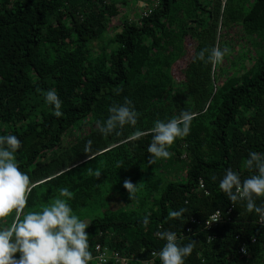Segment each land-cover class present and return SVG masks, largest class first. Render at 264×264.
I'll list each match as a JSON object with an SVG mask.
<instances>
[{
	"label": "trees",
	"instance_id": "obj_1",
	"mask_svg": "<svg viewBox=\"0 0 264 264\" xmlns=\"http://www.w3.org/2000/svg\"><path fill=\"white\" fill-rule=\"evenodd\" d=\"M123 6L0 0V135L22 142L18 165L34 185L24 211L42 210L68 188L73 211L90 224V264H98V245L127 264H160L162 231L178 234L182 245L196 242L185 264H264V224L218 187L228 168L249 176V151L264 152V0H159L132 22ZM213 46L229 49L221 65L193 62ZM236 47L249 63L233 56ZM177 61L186 62L180 79L173 74ZM49 89L62 101L61 117L45 102ZM126 99L140 114L135 128L100 134L96 122ZM181 111L194 116L189 135L169 147V158L148 164L154 122ZM136 129L145 135L133 140ZM125 181L136 185L131 197ZM180 208L184 217L171 218ZM217 211L231 221L206 230Z\"/></svg>",
	"mask_w": 264,
	"mask_h": 264
},
{
	"label": "clouds",
	"instance_id": "obj_2",
	"mask_svg": "<svg viewBox=\"0 0 264 264\" xmlns=\"http://www.w3.org/2000/svg\"><path fill=\"white\" fill-rule=\"evenodd\" d=\"M228 54L226 47L204 48L196 54L193 62L200 61L215 68ZM44 99L56 117L63 115L62 101L54 89H49ZM108 112L105 120L96 122L99 133L104 136L119 135L125 126L135 128L140 115L127 99L123 104L111 106ZM193 119L192 113L181 111L166 121L156 120L150 129L152 140L147 149L150 154L148 164L169 158V147L177 139L189 135ZM144 135V131L136 129L130 138L138 140ZM21 143L15 135H0V225L11 217L10 223L0 227V264H90L93 255L86 233L90 224L73 211L69 201L74 194L68 188H61L59 196L50 198L42 210L24 211L34 185L18 165ZM91 143H86L85 153L91 151ZM245 168L251 174L244 179L239 172L226 169L218 187L233 205L242 203L248 213L264 222V152L249 151ZM123 186L131 197L136 185L125 181ZM186 212V208H180L169 215L182 219ZM148 222L146 216L143 223L147 225ZM158 236L166 242L158 253L160 264H185L196 242L182 245L173 231H162Z\"/></svg>",
	"mask_w": 264,
	"mask_h": 264
},
{
	"label": "built area",
	"instance_id": "obj_3",
	"mask_svg": "<svg viewBox=\"0 0 264 264\" xmlns=\"http://www.w3.org/2000/svg\"><path fill=\"white\" fill-rule=\"evenodd\" d=\"M225 0H223V4H224ZM151 3V7L145 9L140 15V17H145L148 14L152 13L155 9H157L159 7V0H150ZM131 21V20H130ZM200 189H205L204 183L202 181H200ZM206 193H208L206 191ZM232 211V208H230V210L227 212V214H229ZM231 221V217L230 216H226L224 215L221 211H217L214 214H212L204 223V228L206 230H211L214 227H217L221 224L224 223H228ZM258 222L260 224H264V222H260L258 219ZM191 224H197V225H201V222L196 220V219H191ZM192 227L190 226L189 228L186 229V232H192ZM179 236L184 237L185 236V232H181L179 234ZM177 238L178 234H177ZM213 237H209V240H212ZM253 242H255V239H253ZM96 250V254H95V259L97 260L98 264H102L107 262L108 259L112 258L115 262H118L120 264H127L129 259L126 258L125 256H122L119 252H110L108 251L107 248H102L101 246H96L95 248ZM241 253H246V248L245 246H242L240 249ZM154 254V253H153Z\"/></svg>",
	"mask_w": 264,
	"mask_h": 264
},
{
	"label": "rangeland",
	"instance_id": "obj_4",
	"mask_svg": "<svg viewBox=\"0 0 264 264\" xmlns=\"http://www.w3.org/2000/svg\"><path fill=\"white\" fill-rule=\"evenodd\" d=\"M122 1V5H128V6H123L122 11L125 12L127 18L129 20L135 21L136 19H138L140 17L141 14H143L142 12L151 7V3L150 0H119ZM116 25V24H115ZM119 25V24H117ZM112 35V31H110V36ZM94 45V44H93ZM193 46H194V42L189 40L187 41L186 44V59H189L192 51H193ZM241 46V45H240ZM245 50L248 52L251 51V48L247 45H245ZM245 50L243 49L242 52L239 50V47H236V51L235 54L233 56H235V58H237L239 60V58L242 59V57L247 56V52H245ZM240 51V52H239ZM245 52V53H244ZM243 60V64H246V62H250V59L245 58L242 59ZM237 61V60H236ZM242 64V67H244L245 65ZM186 65V62L183 61H177L174 66H173V74L175 76L176 79H180L182 77V72L184 70V67Z\"/></svg>",
	"mask_w": 264,
	"mask_h": 264
}]
</instances>
